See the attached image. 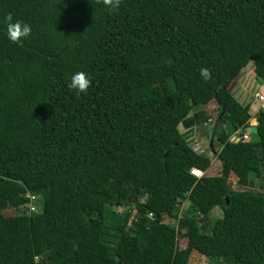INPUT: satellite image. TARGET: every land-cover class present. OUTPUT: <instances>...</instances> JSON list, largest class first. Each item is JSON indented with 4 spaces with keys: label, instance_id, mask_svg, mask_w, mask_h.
I'll use <instances>...</instances> for the list:
<instances>
[{
    "label": "trees",
    "instance_id": "1",
    "mask_svg": "<svg viewBox=\"0 0 264 264\" xmlns=\"http://www.w3.org/2000/svg\"><path fill=\"white\" fill-rule=\"evenodd\" d=\"M8 13L32 27L21 45ZM248 64L263 83L264 0H123L118 12L97 0H0V264H188L192 253L264 264V192L248 180L264 179V114L256 142L228 141L250 120L228 92ZM79 71L86 93L68 87ZM211 101L224 125L220 172L196 178L210 161L178 127L205 121L191 112ZM25 192L40 196L36 214L20 212ZM130 200L143 204L126 236ZM185 200L176 228L161 223Z\"/></svg>",
    "mask_w": 264,
    "mask_h": 264
},
{
    "label": "rangeland",
    "instance_id": "2",
    "mask_svg": "<svg viewBox=\"0 0 264 264\" xmlns=\"http://www.w3.org/2000/svg\"><path fill=\"white\" fill-rule=\"evenodd\" d=\"M229 94L241 105L248 106V114L250 120L247 123V127L244 129L242 134H245L247 137L246 142H256L257 136L253 133H250V128L256 126L255 118L258 113L264 114V82L258 83L254 79L252 65L248 64L244 67L236 76V78L230 83L228 87ZM259 98V99H258ZM202 112L206 118L205 121L201 124L193 127L191 130H184L181 126L178 127V131L181 134L187 135V142L189 147L199 153L205 155L209 161L210 166L205 173H202L201 177H213L217 176L220 172V164L216 159V154L219 150V143L216 140L218 134L224 130V125L219 121L221 115L220 107L214 102H209L206 106L201 109H195L191 114ZM189 114V116L191 115ZM235 134L231 135L228 139L229 142H234ZM234 139V140H233ZM248 180L252 183V190L258 192H264V179L261 176H256L250 174ZM228 185L230 189L234 191L244 190L242 187L238 186L234 176H230L228 179ZM41 202V201H40ZM143 200L134 201L130 200L128 208L131 210V218L128 222L126 229L124 230V235L132 236V227L136 221L139 220V214L136 212L135 207L141 206ZM187 206V201H183L176 208V218L172 219L168 216L161 215L160 221L163 224L172 225L175 228L177 227V222L181 218L184 209ZM22 210L20 209V212ZM115 211L120 214L124 211V208H116ZM16 214L12 210H6L3 212L4 216H11ZM222 217V212L219 208H214L209 213V224L215 219ZM198 224L203 225L202 218L197 220ZM176 244L178 248H183L185 245V228L183 227L182 231L176 236ZM188 264H223V261L211 258L202 257L196 253H192L189 258Z\"/></svg>",
    "mask_w": 264,
    "mask_h": 264
},
{
    "label": "clouds",
    "instance_id": "3",
    "mask_svg": "<svg viewBox=\"0 0 264 264\" xmlns=\"http://www.w3.org/2000/svg\"><path fill=\"white\" fill-rule=\"evenodd\" d=\"M102 3L111 12H118L123 0H97ZM5 22L7 25L8 39L17 45H21L23 39L28 37L32 32L30 24L20 20H13L12 13H8ZM201 78L207 82L212 79L211 70L209 68L200 69ZM92 81L86 72L79 71L72 75L71 82L68 85L70 90H76L79 93H86L91 87Z\"/></svg>",
    "mask_w": 264,
    "mask_h": 264
},
{
    "label": "built area",
    "instance_id": "4",
    "mask_svg": "<svg viewBox=\"0 0 264 264\" xmlns=\"http://www.w3.org/2000/svg\"><path fill=\"white\" fill-rule=\"evenodd\" d=\"M234 139H235V141L233 143H237L239 141L246 142L247 137L245 136V134H242L241 136H239L236 133ZM197 173H200V172H198L196 170H191L190 171L191 175H193L196 178H199L200 176H198ZM22 197L24 198L25 202L21 206V210H22L21 212L24 213L26 216H30L32 214H36L39 211V208H40V205H41L40 196L32 195V194H30L28 192H25L22 195ZM147 217L148 218H152L153 215L152 214H148Z\"/></svg>",
    "mask_w": 264,
    "mask_h": 264
},
{
    "label": "water",
    "instance_id": "5",
    "mask_svg": "<svg viewBox=\"0 0 264 264\" xmlns=\"http://www.w3.org/2000/svg\"><path fill=\"white\" fill-rule=\"evenodd\" d=\"M255 128H250V133H253V134H255Z\"/></svg>",
    "mask_w": 264,
    "mask_h": 264
},
{
    "label": "bare ground",
    "instance_id": "6",
    "mask_svg": "<svg viewBox=\"0 0 264 264\" xmlns=\"http://www.w3.org/2000/svg\"><path fill=\"white\" fill-rule=\"evenodd\" d=\"M198 174V176H200L202 173H197Z\"/></svg>",
    "mask_w": 264,
    "mask_h": 264
},
{
    "label": "crops",
    "instance_id": "7",
    "mask_svg": "<svg viewBox=\"0 0 264 264\" xmlns=\"http://www.w3.org/2000/svg\"><path fill=\"white\" fill-rule=\"evenodd\" d=\"M256 135V134H255Z\"/></svg>",
    "mask_w": 264,
    "mask_h": 264
}]
</instances>
